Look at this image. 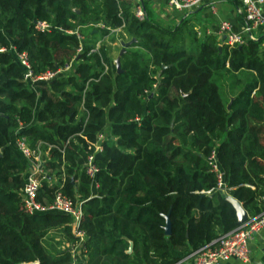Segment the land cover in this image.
Wrapping results in <instances>:
<instances>
[{"label": "trees", "instance_id": "16d2710c", "mask_svg": "<svg viewBox=\"0 0 264 264\" xmlns=\"http://www.w3.org/2000/svg\"><path fill=\"white\" fill-rule=\"evenodd\" d=\"M191 20L138 19L126 0H0V264H69L77 240L68 214L23 208L15 135L50 154L37 200L81 199L83 264H177L171 247L187 255L237 225L228 196L262 209L264 35L228 44ZM116 27L134 38L119 72L104 44L90 51ZM20 52L32 73L69 71L30 83Z\"/></svg>", "mask_w": 264, "mask_h": 264}, {"label": "built area", "instance_id": "2783aa9c", "mask_svg": "<svg viewBox=\"0 0 264 264\" xmlns=\"http://www.w3.org/2000/svg\"><path fill=\"white\" fill-rule=\"evenodd\" d=\"M118 5L121 0H115ZM135 1V0H134ZM166 8L169 11L187 12L195 9L196 7L207 4L208 7L215 12V0H164ZM241 8L244 26L242 32L233 31L230 24L225 19L219 20L218 25V39L228 44H241L250 40H255V31L258 27L264 25V0H236ZM131 11L135 17L142 19L144 17V9L141 1L136 0L131 5ZM37 26L40 28L47 27L48 25L43 22H38ZM76 34L78 39L81 35L77 30L68 31ZM198 34L199 31H196ZM81 44L79 42L76 52L80 51ZM95 50L94 47L90 51ZM19 63L24 66L25 71L23 78L30 83L48 80L57 74L66 72L69 69L70 62L64 66L57 67L54 70H44L39 73H32L26 61L23 52L17 53ZM102 138V134H97V138L93 143L94 150L99 149L97 142ZM15 148L22 155L26 164L24 173V183L20 189L21 203L23 208L28 213H45V212H61L66 213L71 219L72 233L77 237L71 248V255L74 258V244L82 242L84 233L81 229L77 228L80 214H81V199L72 201L69 197L61 194L59 191L55 192L53 198L47 202H41L36 199L37 189L40 186L41 180L45 177L46 170L44 169L45 159H41V150L39 143L35 147H30L24 135H15L13 138ZM51 145H48L49 148ZM47 151L44 150V153ZM91 154L87 155L85 171L93 178L95 167L92 164ZM208 161L212 170L216 173L218 189H224V182L222 180V172L219 169L213 155L208 157ZM262 209L259 213L253 216H248L247 219L237 224L234 228L220 233L215 238L204 243L190 253L192 257L191 264H217L218 262L235 258L240 261H247L249 258L248 241L256 233L264 230V195L261 196ZM76 245V244H75ZM69 264H74L72 259Z\"/></svg>", "mask_w": 264, "mask_h": 264}, {"label": "crops", "instance_id": "0c3cea01", "mask_svg": "<svg viewBox=\"0 0 264 264\" xmlns=\"http://www.w3.org/2000/svg\"><path fill=\"white\" fill-rule=\"evenodd\" d=\"M130 4H134V0H126ZM142 3L144 13L149 10L154 16L163 22L176 23L182 17H191L193 30L199 31L197 35L202 33H211L218 39V25L220 19L229 22L233 31H241L244 26V20L239 3L236 0H215V12L212 11L207 4H202L195 9L187 12L169 11L166 8L164 0H139ZM256 37L264 35V25L258 27L255 31ZM121 48V47H120ZM53 182V180H52ZM241 204V203H240ZM260 212V211H259ZM258 212V213H259ZM256 215V214H255ZM249 216V215H248ZM76 244V245H75ZM74 244V264H83L85 254L81 246V242ZM67 242L65 241V244ZM249 258L247 261H240L235 258H228L218 262L217 264H264V230L254 234L248 241ZM173 255L180 257L177 264H191L192 257L190 254L182 255L178 249L170 248Z\"/></svg>", "mask_w": 264, "mask_h": 264}, {"label": "rangeland", "instance_id": "374dc122", "mask_svg": "<svg viewBox=\"0 0 264 264\" xmlns=\"http://www.w3.org/2000/svg\"><path fill=\"white\" fill-rule=\"evenodd\" d=\"M88 28L89 27H87L86 29H83L82 33L79 30V33L82 36H85L84 32H86V30H88ZM119 31H120V27H116V28L110 30L109 31V34L104 35L102 38H99V39H97L95 41L94 48L96 49L97 46H99V44H101V43L104 44L107 47V49H108V52H109L110 57L114 60L115 57L118 55L119 49L121 47L120 42L121 41H128V40L131 39V38L129 39V37L126 34L121 33ZM111 37H113V38L111 39ZM29 86L31 88H33V89H36V86H34V85H29ZM40 150H41V156H40L41 159H43V160L44 159H49V157H50L49 152L44 153V150H42L41 147H40ZM51 171H52L51 173L53 174L54 171L53 170H51ZM52 178H54V177H52ZM47 235L50 236V237H52L53 238V241L58 240L59 238H61L60 232H57V231H50V232H48ZM64 244H65V241L63 242L62 245L65 246Z\"/></svg>", "mask_w": 264, "mask_h": 264}, {"label": "water", "instance_id": "95a60500", "mask_svg": "<svg viewBox=\"0 0 264 264\" xmlns=\"http://www.w3.org/2000/svg\"><path fill=\"white\" fill-rule=\"evenodd\" d=\"M133 40H134V38H131L128 41H121V48L119 49L118 55L113 60V63L115 65L117 72H119L121 70L120 66H119V56L123 52L124 47L128 46L131 43V41H133ZM227 199L234 208L236 224H240V223L244 222L247 219L248 214L245 211V209L242 207L240 202L237 199L233 198L232 196H228ZM164 219H165L164 226H163L164 233L168 234L169 233V219H168L167 214L164 215ZM127 250H130V246L128 247Z\"/></svg>", "mask_w": 264, "mask_h": 264}]
</instances>
